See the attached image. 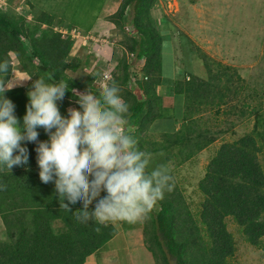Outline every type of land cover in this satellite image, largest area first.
Instances as JSON below:
<instances>
[{
	"label": "trees",
	"instance_id": "1",
	"mask_svg": "<svg viewBox=\"0 0 264 264\" xmlns=\"http://www.w3.org/2000/svg\"><path fill=\"white\" fill-rule=\"evenodd\" d=\"M157 1L122 0L117 11L108 16L115 28L124 32V38L118 42L122 56H116L115 72L103 82L97 72L74 78L73 74L91 66L92 59L91 54L72 57L76 43L70 34L72 24L56 22L53 14L43 11L44 5L38 6L33 0L27 4L33 12L29 14L31 20L26 14L0 6V59L9 62L11 73L23 74L29 81L5 92L15 104V115L22 121L27 91L38 76L49 83L67 85L68 91L58 105L63 115L70 105L80 107L76 91L91 88L98 97L103 84L116 81L129 105L125 130L137 140L138 147L151 153L150 167L167 164L174 176L176 168L181 169L214 144L218 132L209 127L204 115L231 113L225 107L245 89V80L235 67L206 54L201 58L207 78L185 66L175 76L172 63V70L164 69L161 34L170 31L169 24L164 30L157 24L153 11ZM57 24L67 27V33L55 29ZM131 57L144 60L140 75L133 72ZM14 59L18 61L16 66L12 64ZM249 114L254 119L252 130L235 141L224 142L209 161L198 182L203 199L197 211L174 180V189L165 194L147 219L124 222L126 227L143 229L146 248L157 264H172L173 260L175 264H230L236 241L228 229L229 220L236 223L249 244L264 250L263 105L256 104ZM41 131L44 129L39 130L37 141L47 140L45 131L41 139ZM22 143L28 149V164L14 165L11 172L0 170V183L5 185L0 190V217L5 227L0 239V264H85L90 255L118 234V227L108 223L99 225L97 231L94 221H75L74 210L59 206L53 182L39 179L37 142Z\"/></svg>",
	"mask_w": 264,
	"mask_h": 264
},
{
	"label": "rangeland",
	"instance_id": "2",
	"mask_svg": "<svg viewBox=\"0 0 264 264\" xmlns=\"http://www.w3.org/2000/svg\"><path fill=\"white\" fill-rule=\"evenodd\" d=\"M28 1L0 0V4H6L5 9L28 15L27 19L31 20L29 14L33 12L29 11ZM33 1L38 6L44 5L43 11L53 14L56 22L64 20L73 25L74 28L70 34L75 38L76 43L71 51L72 57L77 55L84 58L91 54V66L73 74L74 78H85L91 72H97L98 80H102L101 82L111 78L110 74L115 72L116 56H122V49L118 42L124 38H122L124 32L116 29L108 20V16L117 10L122 0ZM153 11L160 28L163 29L166 24H169L167 30L170 32L161 34L164 69L172 70V63L175 66V74H178L177 60L183 57L185 67L191 66V70L196 75L207 78L208 74L201 58L202 54H206L217 62L235 67L245 80V89L240 90L229 106L225 107V110H232L231 113L227 111L228 114H223L220 111L216 114L207 112L204 115L205 120L209 119L207 120L209 127L214 132H218L217 141L192 160L185 162L181 169L174 170V180H177L186 200L193 205V210L197 211L203 199L198 190V182L204 176L212 155L224 142L235 141L250 132L254 119L249 111L258 103L264 107V0H195V2L158 0ZM70 12L72 15L65 19ZM66 28L62 24L61 26L57 24L55 29L66 34ZM130 30L132 32V29ZM125 33L130 35L128 30ZM131 61H133V69L140 73L139 69H142L144 60L135 61L131 57ZM17 63L16 59L12 62L14 66ZM11 76L12 81L16 82L15 85L29 82L23 74L18 75L17 72H12L10 78ZM164 92L165 89L162 87L161 93ZM137 94L143 98L139 91ZM57 104L60 105L61 102L57 101ZM70 108L72 106L67 110ZM59 109L63 115V110ZM67 110L65 112L68 115ZM244 111L245 114L240 116ZM40 128L37 129L38 133L42 129ZM43 134L44 131H41V139L44 137ZM113 224L118 227L121 239H125L126 234L130 235V231H134L132 234H135V237L141 236V233L137 232L139 229L137 227H129V231L125 223L113 222ZM228 229L236 241V253L231 258L230 264H264V250L249 244L233 220L228 221ZM4 231L3 222L0 219V239L4 237ZM119 247L121 244H112V248ZM130 248V245H127L125 251L123 248L117 251L112 250L113 256H110L107 261L113 264H129L125 253L131 254ZM144 249L147 250L146 244ZM148 251L147 261L143 264H157ZM171 262L175 264L174 260Z\"/></svg>",
	"mask_w": 264,
	"mask_h": 264
},
{
	"label": "clouds",
	"instance_id": "3",
	"mask_svg": "<svg viewBox=\"0 0 264 264\" xmlns=\"http://www.w3.org/2000/svg\"><path fill=\"white\" fill-rule=\"evenodd\" d=\"M177 65L185 66L183 57ZM133 72L140 75L138 70ZM10 74L9 62L0 59V170L11 172L14 165L26 166L29 154L22 141H36L39 179L53 182L59 206L74 210L75 221H94L97 231L99 225L147 219L165 194L174 189L168 165L150 167L151 153L138 147L137 140L125 130L129 105L116 81L106 86L102 83L98 97L91 88L77 93L80 107L70 105L67 108H72H66L69 114L62 115L57 101L63 100L67 85L49 83L38 76L27 91L21 121L15 115L14 102L5 96L16 83L12 76L8 78ZM39 127L48 134L47 140L37 141ZM4 187L0 183V190ZM77 206H81L79 210Z\"/></svg>",
	"mask_w": 264,
	"mask_h": 264
},
{
	"label": "crops",
	"instance_id": "4",
	"mask_svg": "<svg viewBox=\"0 0 264 264\" xmlns=\"http://www.w3.org/2000/svg\"><path fill=\"white\" fill-rule=\"evenodd\" d=\"M175 76H177V74H175ZM122 223H124V222H122ZM126 228L128 229L129 227H126ZM137 228H139L137 230V232H140L141 236L135 237L134 236L135 234H132V232H134V231H130L128 229L130 231V235L126 234L127 235L126 238L121 239L119 234H118L111 241H109V243L104 248H102L101 250L97 251L96 253H94L93 255L88 257L85 264H113L112 262L107 261L110 258V256H113L112 250L117 251V249L123 248V250L125 251L127 245H130V247H131L130 250L132 252L131 254L125 253V254H127L129 264H143V263H145L147 261V258H146L147 250L144 249L145 241H144L143 229L140 227H137ZM127 229H125V230H127ZM113 243H115L116 245L121 244V247L112 248Z\"/></svg>",
	"mask_w": 264,
	"mask_h": 264
}]
</instances>
